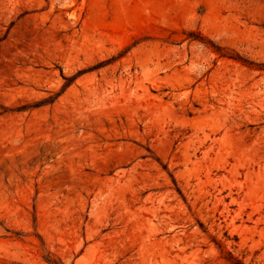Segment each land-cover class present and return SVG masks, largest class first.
<instances>
[{"label":"rangeland","instance_id":"obj_1","mask_svg":"<svg viewBox=\"0 0 264 264\" xmlns=\"http://www.w3.org/2000/svg\"><path fill=\"white\" fill-rule=\"evenodd\" d=\"M0 264H264V0H0Z\"/></svg>","mask_w":264,"mask_h":264}]
</instances>
